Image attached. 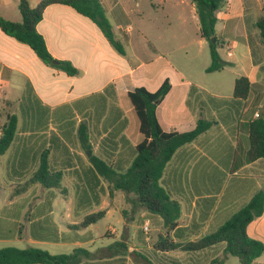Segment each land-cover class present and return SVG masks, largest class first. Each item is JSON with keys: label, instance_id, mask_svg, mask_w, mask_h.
Segmentation results:
<instances>
[{"label": "crops", "instance_id": "1", "mask_svg": "<svg viewBox=\"0 0 264 264\" xmlns=\"http://www.w3.org/2000/svg\"><path fill=\"white\" fill-rule=\"evenodd\" d=\"M40 1L29 0V4L35 8ZM124 1L129 0H100L107 16L115 15L116 19H120L118 14H126L121 9ZM184 2L181 0L180 4ZM18 5L19 0H0V15L20 22ZM191 7L195 10L194 4L191 3ZM261 14H264V0H226L225 6L217 13L218 53L227 65L222 71L207 73L211 64L209 55L210 59L202 70L208 75L229 77V94H223L220 86L205 78H196L192 65L174 68L168 63L163 68L159 55L149 60L133 61L125 46V55H121L90 19L66 5L48 6L37 30L54 59L69 61L78 70L74 76L46 65L28 45L7 36L0 29V110L4 114L0 118V127L8 114H14V106L18 105L20 112V115L15 114L18 120L15 139L8 151L0 156V191L7 194L6 203L10 207H14L19 198L27 204L31 201L47 204L43 213H33L27 229V247L37 245L45 249L48 244L69 240L72 252L82 248L92 257L94 250L85 245L84 236L79 234L85 229L75 231L70 225L67 230H62L55 221L52 222L50 197L57 189H47L39 183L31 184L20 194L16 189L38 170L44 152L49 153L51 169L64 173L62 186L65 178L70 176L76 188L84 189L81 167H88L89 157L79 140L81 123L87 125L91 155L100 154V141L114 125L126 123L122 134L128 144L121 150L129 149L135 155L134 148L144 136L139 131V119L128 93L137 87L156 92L166 79L170 80L172 88L157 109L164 130L186 132L194 129L200 118L214 121V125L196 142L185 145L176 153L163 179V185L173 199L181 204V211L182 202L175 193H183L186 189L188 195L192 219L190 225H181L186 228L183 241H196L214 232L242 208L264 186V158L252 163L246 161L249 147L246 124L253 121L256 114L264 112V50L259 44V32L254 28ZM178 24L187 32L188 23ZM112 27L119 42L128 46L132 44L135 28L122 23H117L116 29ZM196 35L199 44H208L200 37L199 26ZM240 77L250 80L251 91L243 109L237 113L228 108L227 102L232 100L235 81ZM209 87L218 90L212 92ZM41 90L50 100L41 96ZM225 174L227 177L222 178ZM225 178L229 181L228 186L222 184ZM91 198L94 203H99L94 196L83 195L76 208L90 204ZM20 207L24 211V206ZM47 219L51 220V226L43 223ZM1 220L0 216L3 229L5 225H1ZM53 228L59 235L54 241L48 238ZM247 234L264 244V213L248 225ZM0 235H5L0 239L1 244L24 240L22 232L21 237L18 235L13 240L4 239L5 232L0 231ZM6 247L16 246L2 248ZM217 248L224 250L225 245L191 254L210 253ZM263 258L264 254L256 264H264L261 262ZM81 264L116 263L89 258Z\"/></svg>", "mask_w": 264, "mask_h": 264}, {"label": "trees", "instance_id": "2", "mask_svg": "<svg viewBox=\"0 0 264 264\" xmlns=\"http://www.w3.org/2000/svg\"><path fill=\"white\" fill-rule=\"evenodd\" d=\"M195 6L199 21L200 37L209 45L211 64L207 73L222 71L227 65L218 53L219 41L216 38L215 26L218 21L217 13L226 0H190ZM52 4H61L73 8L80 15L90 19L104 34L109 43L121 54L125 55L123 44L114 34L106 10L100 0H41L32 8L29 0H19L21 21H11L0 15V29L4 34L28 45L37 57L46 65L60 69L70 76L78 73L69 61H58L50 54L45 39L38 32L37 25L42 21L45 9ZM259 32V44L264 50V14L254 23ZM213 39L215 41L213 42ZM54 62H57L54 64ZM171 83L166 79L156 92H149L144 87H137L128 93V98L139 119V131L144 140L134 148V158L126 169L114 157L123 146L128 144L122 134L126 123L114 125L101 141L100 154H92L89 165L81 167V175L85 184L82 195L99 199L102 182L107 183L109 194L121 191L130 196L135 209L142 208L154 218L160 220L161 233L153 244L156 252L197 253L216 248L224 244V253L238 259L240 264H256L264 254V244L252 239L247 234L248 225L264 213V186L229 219L214 232L196 241H183L186 228L181 227V204L173 199L171 193L163 185V179L170 162L176 153L185 145L197 140L207 132L214 121L200 118L194 129L186 132L166 131L161 126L157 109L171 91ZM251 91V83L247 77L237 78L234 84L233 98L228 108L237 113L244 107V102ZM17 116L8 114L2 126L0 136V156L4 155L12 145L17 133ZM249 147L246 152L247 163L264 158V112L259 117L246 124ZM81 147L92 153V145L86 137L87 125H79ZM79 174L78 171H75ZM62 171H53L49 163V153L44 152L40 159L38 170L16 193H23L31 184L39 183L47 189L62 187ZM106 215L105 211L88 214L83 221L71 228L75 231L86 229L96 224ZM21 233V229H20ZM48 238L58 240L55 228ZM110 249V248H109ZM91 253L86 249H76L70 254H51L48 251L28 247L20 249L6 247L0 249V264H81L89 259ZM216 262V261H215ZM212 262L211 264L215 263Z\"/></svg>", "mask_w": 264, "mask_h": 264}, {"label": "rangeland", "instance_id": "3", "mask_svg": "<svg viewBox=\"0 0 264 264\" xmlns=\"http://www.w3.org/2000/svg\"><path fill=\"white\" fill-rule=\"evenodd\" d=\"M184 1V4H180L181 0L124 1L121 9L123 8L126 14H118L120 19H116L115 15L108 14V19L115 29L117 23L135 28V37L130 46L121 41L128 51V56L133 57V61L149 60L159 55L162 58L159 63L162 64L163 68L168 63L174 68H180L181 65H192L194 66L193 72H196V78H205L209 83L220 86V92L229 94V77L219 74L208 75L202 70L210 59L209 45L198 43L196 33L199 21L196 10L192 9L190 0ZM85 21L89 23L87 19ZM178 23H188L187 32ZM209 88L212 92L218 90L213 87ZM41 96L50 100L47 93L42 90ZM125 100L129 102L128 98ZM12 113L20 115L18 105L14 106ZM3 115L0 110V118ZM94 152H98L96 145H94ZM133 157L134 153L126 149L121 150L113 161H116V164L119 162L123 169H126ZM84 158L87 159V156L84 155ZM224 176L227 177L225 174L222 178ZM71 179L70 176H67L64 180V186L52 192L50 197V206L53 212L52 222L55 221L60 229L67 230L70 225L81 223L88 214L106 211L107 215L103 219L88 229L79 231V234L84 236L86 240L85 245L94 250L92 257H90L91 260L107 259L115 261L116 264H211L215 261L213 264H240L237 258L226 255L223 249L218 248L205 254H187L180 251L156 252L153 249V244L161 233L159 219L151 217L145 209H135L130 201V196H126L121 191L110 195L106 182L99 190V203H94L91 198L90 204L76 208L79 197H82L83 193L75 187ZM222 184L228 186L229 181L225 178ZM175 195H178L182 202V216L179 223L185 226L192 219L191 205L186 189H183V193H175ZM6 197L7 194L0 191L1 225L2 223L5 225L4 230L0 226V231L7 234L4 239L13 240L20 235L21 229L24 240L0 243V248L16 246L25 249L28 246L26 244L27 229L31 218L34 216L33 213H43L47 204H39L37 201L33 203L31 201L27 204L25 200L19 198L17 204L10 207L6 203ZM45 201L47 202V199ZM20 206H24V211ZM19 211L22 212L21 216ZM52 222L48 219L43 221L49 225ZM147 224L148 232L146 233L144 227ZM4 236L0 235V239ZM187 239H189L188 235H186ZM69 243V240L52 243L44 247L45 249L37 247V245L32 246L51 254H69L73 250L72 244Z\"/></svg>", "mask_w": 264, "mask_h": 264}, {"label": "built area", "instance_id": "4", "mask_svg": "<svg viewBox=\"0 0 264 264\" xmlns=\"http://www.w3.org/2000/svg\"><path fill=\"white\" fill-rule=\"evenodd\" d=\"M257 117H259V114H256V118ZM1 134H2V128L0 127V136H1ZM144 229H145V232L147 233L148 232V224L145 225Z\"/></svg>", "mask_w": 264, "mask_h": 264}, {"label": "water", "instance_id": "5", "mask_svg": "<svg viewBox=\"0 0 264 264\" xmlns=\"http://www.w3.org/2000/svg\"><path fill=\"white\" fill-rule=\"evenodd\" d=\"M215 41V39H213V42ZM57 62H54V64H56ZM88 156L90 157L91 156V153L88 152Z\"/></svg>", "mask_w": 264, "mask_h": 264}]
</instances>
